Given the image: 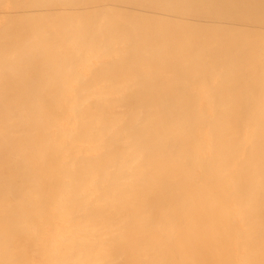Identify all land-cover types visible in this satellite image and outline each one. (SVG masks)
Wrapping results in <instances>:
<instances>
[{"label": "bare ground", "instance_id": "obj_1", "mask_svg": "<svg viewBox=\"0 0 264 264\" xmlns=\"http://www.w3.org/2000/svg\"><path fill=\"white\" fill-rule=\"evenodd\" d=\"M0 264H264V0H0Z\"/></svg>", "mask_w": 264, "mask_h": 264}]
</instances>
